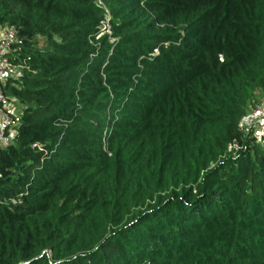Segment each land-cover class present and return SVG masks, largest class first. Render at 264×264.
Wrapping results in <instances>:
<instances>
[{"label":"trees","instance_id":"obj_1","mask_svg":"<svg viewBox=\"0 0 264 264\" xmlns=\"http://www.w3.org/2000/svg\"><path fill=\"white\" fill-rule=\"evenodd\" d=\"M0 26V264H264V0H0Z\"/></svg>","mask_w":264,"mask_h":264},{"label":"built area","instance_id":"obj_2","mask_svg":"<svg viewBox=\"0 0 264 264\" xmlns=\"http://www.w3.org/2000/svg\"><path fill=\"white\" fill-rule=\"evenodd\" d=\"M18 42H20V39L16 29L0 26V148L8 146L12 142V126L17 113L16 105L6 96L4 87L9 78L16 77L18 74L19 67L13 62L11 57L16 51L15 46ZM246 121L253 122L247 130L255 131L256 138L264 135V99L250 114H247L242 119V128H244ZM260 132L262 133L260 134Z\"/></svg>","mask_w":264,"mask_h":264},{"label":"rangeland","instance_id":"obj_3","mask_svg":"<svg viewBox=\"0 0 264 264\" xmlns=\"http://www.w3.org/2000/svg\"><path fill=\"white\" fill-rule=\"evenodd\" d=\"M263 99H264V93H263V92H258V93L256 94V97H255V99H254V102H252V103L250 104V106L248 107V114H250V113H251V112H252V111H253V110L259 105V103H260ZM15 107H16V109H17V107H18V109H17V113H16V117H18L20 106L16 104ZM251 124H253L252 121H246V122L244 123V128H246V130H247V128H250ZM249 132H254V136H253V135H251V136H252V137H255V135H256L255 131L251 130V131H249ZM261 133H262V132H260V134H261ZM257 137H260V136H257ZM261 137H262V138H261ZM261 137H260V138H255V139H256L255 143L263 145V144H264V135H262ZM237 148H238V147H237Z\"/></svg>","mask_w":264,"mask_h":264}]
</instances>
